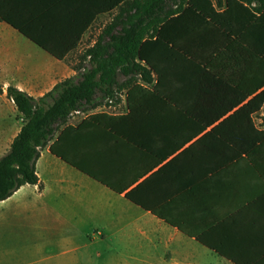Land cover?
I'll use <instances>...</instances> for the list:
<instances>
[{
    "label": "crops",
    "instance_id": "crops-1",
    "mask_svg": "<svg viewBox=\"0 0 264 264\" xmlns=\"http://www.w3.org/2000/svg\"><path fill=\"white\" fill-rule=\"evenodd\" d=\"M177 28L158 100L73 110L40 149L39 182L0 201V264H264V142L226 122L251 95L216 58L235 37ZM91 29L61 60L0 21V157L24 123L7 88L40 98L76 76ZM221 105L239 106L216 118Z\"/></svg>",
    "mask_w": 264,
    "mask_h": 264
},
{
    "label": "trees",
    "instance_id": "trees-1",
    "mask_svg": "<svg viewBox=\"0 0 264 264\" xmlns=\"http://www.w3.org/2000/svg\"><path fill=\"white\" fill-rule=\"evenodd\" d=\"M156 1L0 0V21L9 23L61 60L78 48L83 34L98 19L114 15L95 44L83 52L81 58L90 56L96 68L83 73L81 80H76L77 75L70 77L40 98H34L15 86L7 88L8 97L16 104L19 114L24 116V123L9 151L0 157V201L24 184L39 182L36 161L40 149L49 143L55 130L67 121L73 110L94 101L97 88L103 87L112 94L110 86L118 68L129 80L135 75H139L141 80L131 81L127 86L126 100L130 109H133L138 96L142 99L151 96L158 100L164 81V57L182 50L183 46L175 36L179 34L178 25L187 18L196 19L202 27L208 25L210 29L228 32L229 37H235L227 46V52H218L216 58L227 56L230 59L229 70L245 72V82L249 86L241 102L248 98V92L251 99L229 115L226 122L241 119L246 130L252 133V145L264 142V128L256 127L253 117L264 107V0H225L226 9L222 12L215 9L212 0H181L176 9L154 17L144 27L132 25L134 27L131 26L122 36H115V30L124 25L126 16L140 12ZM108 36L113 37L116 45L114 51L102 60ZM222 46L217 45L219 49ZM75 70L78 72L80 68L75 67ZM242 82L240 78V84ZM237 106L221 105L216 118L226 116Z\"/></svg>",
    "mask_w": 264,
    "mask_h": 264
},
{
    "label": "rangeland",
    "instance_id": "rangeland-1",
    "mask_svg": "<svg viewBox=\"0 0 264 264\" xmlns=\"http://www.w3.org/2000/svg\"><path fill=\"white\" fill-rule=\"evenodd\" d=\"M181 2V0H157L156 3L148 4L138 13H133L126 16V20L124 25H120L115 30V36H122L128 29L131 28L132 25L137 26L138 28L144 27L148 24L154 17L163 16L164 13L176 9L177 5ZM117 11L115 12V14ZM113 16H103L99 20L96 21L94 26L91 29L89 35L82 42L80 49L77 50L71 57L70 63L74 67H79L80 71L77 72L76 80H81L83 73H88L96 68L95 62L89 56L87 59H82L81 56L83 52L95 44L96 40L99 38V35L103 31L104 27L113 19ZM132 26V27H134ZM113 37L108 36L105 39L106 51L103 52L102 60L106 58V55H110L114 49L115 44ZM141 82L139 75H135L134 79L129 80V77L123 74V72L118 68L117 75H115L114 83L110 86V91L112 94L105 91L103 87H99L96 89L94 95V101L89 104H83L80 109H83V112L88 113L92 111L89 105H94L98 103V105H126L127 98V86L130 82ZM254 120L259 127L264 128L263 118H264V107L261 111L255 113L253 115Z\"/></svg>",
    "mask_w": 264,
    "mask_h": 264
},
{
    "label": "built area",
    "instance_id": "built-area-1",
    "mask_svg": "<svg viewBox=\"0 0 264 264\" xmlns=\"http://www.w3.org/2000/svg\"><path fill=\"white\" fill-rule=\"evenodd\" d=\"M18 117H19V119L24 120L23 114H19Z\"/></svg>",
    "mask_w": 264,
    "mask_h": 264
}]
</instances>
